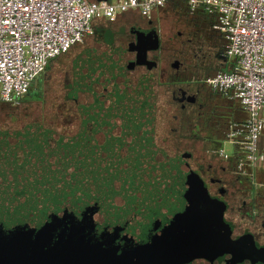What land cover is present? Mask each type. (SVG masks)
Here are the masks:
<instances>
[{
	"label": "water",
	"instance_id": "95a60500",
	"mask_svg": "<svg viewBox=\"0 0 264 264\" xmlns=\"http://www.w3.org/2000/svg\"><path fill=\"white\" fill-rule=\"evenodd\" d=\"M132 33L137 57L126 69L152 70L157 29ZM152 129L136 124L139 138L125 133L67 169L0 166V264H184L264 253L251 233L233 238L226 203L191 167V153L169 156Z\"/></svg>",
	"mask_w": 264,
	"mask_h": 264
},
{
	"label": "rangeland",
	"instance_id": "374dc122",
	"mask_svg": "<svg viewBox=\"0 0 264 264\" xmlns=\"http://www.w3.org/2000/svg\"><path fill=\"white\" fill-rule=\"evenodd\" d=\"M152 18L170 60L178 59L187 65L189 75L198 72L206 80L217 71L228 69V64L224 66L223 59L217 56L220 49L213 45L217 41L203 39L207 30L213 36L219 32L206 17L188 12L185 0H169ZM105 34L106 43L111 44L112 34L108 29ZM130 39L126 37L124 42L119 40L114 46L106 47L94 36L88 37L50 61L19 104L0 100V166L19 170L63 165L67 169L65 166L72 162V157H86L112 139L119 142L118 137L125 133L139 138L134 126L142 124L150 125V129L153 126L157 147L169 156L193 153L187 161L195 171L206 173L210 163H218L230 173L236 147L227 140L226 131L232 122L245 119L240 105L205 84L207 92L213 95L214 110L202 113L205 123L199 126L196 142H178L180 133H172L163 124L162 111L159 110L157 121L149 117L154 102L152 94L156 93L159 104L165 103L168 75H173L175 70L166 69L167 75H161L159 69L148 72L142 67L128 71L126 65L131 55L126 47ZM220 42L224 48V39ZM190 127L183 129L181 135L189 133ZM220 141L228 157L215 152ZM259 181L264 183V176ZM251 190L255 193L256 185L252 184ZM247 193L246 189L239 193L240 202ZM253 204L254 201L251 206L255 208ZM256 204L262 219V193ZM229 215L237 232L248 227V218L240 213Z\"/></svg>",
	"mask_w": 264,
	"mask_h": 264
},
{
	"label": "built area",
	"instance_id": "2783aa9c",
	"mask_svg": "<svg viewBox=\"0 0 264 264\" xmlns=\"http://www.w3.org/2000/svg\"><path fill=\"white\" fill-rule=\"evenodd\" d=\"M169 0H0V100L19 104L54 58L95 36V22L132 10L151 19ZM188 12L212 18L225 46L227 70L206 78L217 94L238 102L245 119L232 122L236 172L264 192V0H185ZM216 153L228 157L222 146Z\"/></svg>",
	"mask_w": 264,
	"mask_h": 264
},
{
	"label": "flooded vegetation",
	"instance_id": "af4514ba",
	"mask_svg": "<svg viewBox=\"0 0 264 264\" xmlns=\"http://www.w3.org/2000/svg\"><path fill=\"white\" fill-rule=\"evenodd\" d=\"M152 28L157 29L160 38L159 49L148 51V58L157 63V66L152 70L159 69L161 75L164 73L167 75L168 72L165 70L169 68H173L175 72L173 75H168L165 103L159 104L156 93L154 92L152 94V100L154 102L150 106V114L153 115L155 121H157L159 110L162 111L164 116L163 124H166V127L169 128L172 133H180L178 136L180 141L178 140V142L192 144L197 141L200 124L205 123V115L203 116L202 113H205L206 110H214L215 104H211L212 102L214 103V98H212L213 95L211 93L207 92L205 88L206 82L201 78L198 72H193L189 75L187 65H184L178 59L174 61L170 60L171 57L168 55L169 51L164 49L162 45V39L153 18L147 19L138 14L135 16L121 14L112 21L111 25L108 27V29L112 30V43H105L104 36L100 41L103 42L104 46L112 47L119 40L124 42V38H131L126 47L127 52L131 55L128 59L129 63V61L135 60L137 57L136 51L129 50V46L136 42V35L132 33V30H150ZM220 55L223 54L221 52L217 54L219 58ZM176 60H178L177 68L173 67ZM140 67L145 68L148 72L151 71L148 70L145 65H137L134 69L128 71H133ZM195 121L196 123H194ZM189 125H191L189 133L183 134L184 136L181 135L183 129L187 128ZM193 125H196V127H193ZM138 134L140 136L139 131ZM186 153L190 152H184L183 154ZM193 156L194 154L191 153V156L187 159H191ZM230 166L231 171L227 173L226 167H222L218 163H210L209 166L205 168L206 173H198L205 181L211 195L226 203L225 217L233 227V238H237L245 233H251L254 236L258 249L264 251V218L259 219V211L256 209L258 197L261 193L264 195V192L257 189L255 193H253L251 190L253 182L249 178L236 172L234 162H232ZM244 189L248 192L247 199L245 198L240 202L239 193ZM252 201H254L253 205L255 208L251 206ZM235 213H240L242 216L248 218L249 225L242 232H237L235 223L230 219L229 214ZM184 264H264V253L253 252L249 257L240 261H234V257L230 253L214 257H196Z\"/></svg>",
	"mask_w": 264,
	"mask_h": 264
},
{
	"label": "crops",
	"instance_id": "0c3cea01",
	"mask_svg": "<svg viewBox=\"0 0 264 264\" xmlns=\"http://www.w3.org/2000/svg\"><path fill=\"white\" fill-rule=\"evenodd\" d=\"M161 8H157L155 11H154V13L153 14H155L157 11H159ZM124 14H129V15H132V16H135V15H140L139 14V12L137 11V10H132V11H129V12H127V13H124ZM111 21H109V20H107V19H100V20H97L96 22H95V28H96V34H95V39L97 40V41H100L102 38H103V36L105 37V39H104V41H105V43L107 42L106 41V34H105V32H106V30L108 29V27L111 25ZM108 31L112 34V30L111 29H108ZM93 37V36H92ZM100 42H102V41H100ZM112 42V41H111ZM103 43V42H102ZM223 62H224V60H223ZM224 66H225V62H224V64H223Z\"/></svg>",
	"mask_w": 264,
	"mask_h": 264
},
{
	"label": "trees",
	"instance_id": "16d2710c",
	"mask_svg": "<svg viewBox=\"0 0 264 264\" xmlns=\"http://www.w3.org/2000/svg\"><path fill=\"white\" fill-rule=\"evenodd\" d=\"M200 15H202V16H204V17H206L207 18V21H208V23L211 25V26H213V20H212V18H210L209 16H207V15H205V14H202V13H200ZM212 29V28H211ZM216 31V30H215ZM210 39V40H214V42L215 41H217V42H215L213 45L214 46H216V47H218L219 49H220V52L222 53V51H223V44H222V42H220L221 41V39H223V37H222V35L219 33L218 35H215V36H213V35H211L210 33H209V30H207V34H206V36L203 38V39ZM205 39V40H206ZM58 57H60V56H58ZM57 58V57H56ZM56 58H54V59H56ZM53 59V60H54ZM53 60H51V61H53ZM23 102V101H22ZM238 103V102H237ZM239 104V103H238ZM222 147V141H220L217 145H216V149H219V148H221Z\"/></svg>",
	"mask_w": 264,
	"mask_h": 264
}]
</instances>
